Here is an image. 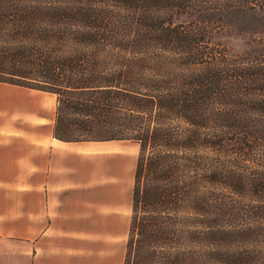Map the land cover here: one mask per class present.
I'll list each match as a JSON object with an SVG mask.
<instances>
[{"label":"trees","instance_id":"trees-1","mask_svg":"<svg viewBox=\"0 0 264 264\" xmlns=\"http://www.w3.org/2000/svg\"><path fill=\"white\" fill-rule=\"evenodd\" d=\"M0 83L138 146L122 264H264V0H0Z\"/></svg>","mask_w":264,"mask_h":264},{"label":"crops","instance_id":"crops-1","mask_svg":"<svg viewBox=\"0 0 264 264\" xmlns=\"http://www.w3.org/2000/svg\"><path fill=\"white\" fill-rule=\"evenodd\" d=\"M28 105L0 97V264H112L115 184L90 185L88 146L106 154L119 141H58Z\"/></svg>","mask_w":264,"mask_h":264},{"label":"rangeland","instance_id":"rangeland-1","mask_svg":"<svg viewBox=\"0 0 264 264\" xmlns=\"http://www.w3.org/2000/svg\"><path fill=\"white\" fill-rule=\"evenodd\" d=\"M16 91L17 94L2 90L0 92V97L4 95L23 97L24 95L27 104H29V109L33 112V124L40 126L45 125L50 128L54 120L55 97L48 93L30 89L17 88ZM112 145V150H107L106 154H100V149L103 146H88L91 153L88 162V171L90 185L92 186H99L103 182H105L106 185L115 184V186L112 187L111 193L114 199L113 210L114 213L119 216V221H114L113 223L114 240L112 264H117V257L122 258L124 253L127 225L130 215L133 172L138 154V146L128 141H119V143ZM83 168L82 166L81 169L83 170ZM96 190L97 192L103 191L100 187ZM109 192L110 190L107 188L106 193L108 194ZM116 194L117 196H115Z\"/></svg>","mask_w":264,"mask_h":264}]
</instances>
